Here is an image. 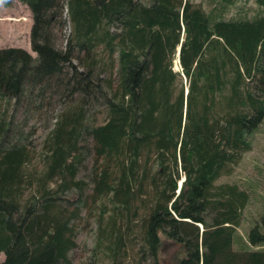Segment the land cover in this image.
I'll return each mask as SVG.
<instances>
[{
	"label": "trees",
	"instance_id": "trees-1",
	"mask_svg": "<svg viewBox=\"0 0 264 264\" xmlns=\"http://www.w3.org/2000/svg\"><path fill=\"white\" fill-rule=\"evenodd\" d=\"M15 1L37 56L0 50V100L24 115L48 93L70 106L41 170L25 121L0 111V264H74L77 222L100 201L96 248L112 264L130 247L161 264V235L179 264H264V214L241 238L250 194L219 183L264 125V0L252 17H228L239 0Z\"/></svg>",
	"mask_w": 264,
	"mask_h": 264
},
{
	"label": "rangeland",
	"instance_id": "rangeland-1",
	"mask_svg": "<svg viewBox=\"0 0 264 264\" xmlns=\"http://www.w3.org/2000/svg\"><path fill=\"white\" fill-rule=\"evenodd\" d=\"M193 1L197 4L202 2V0ZM246 2L239 0L230 9L228 17L239 15L238 10L247 12L250 17L257 14L259 8L255 2L253 0ZM203 7L209 10L207 4L204 3ZM66 13L65 10L64 17L67 19V24L63 29L62 36L59 33L57 34L60 37L59 45L61 44L63 47L66 46L72 34V27ZM30 18L32 19V14L24 4L15 1L12 6L6 7L4 0H0V49L21 48L33 57L37 56L31 48L32 22ZM47 96L48 98L44 101L45 104L43 103L42 108L33 107L28 115H24L25 106L15 111L14 102L7 106L4 100H0V111H7L8 116L15 114L17 124L25 121L24 132L30 137L31 146L35 149V157L30 169L37 167L41 170L43 167L42 161L47 151L45 141L54 127L57 115L70 106V103L67 102L68 99H60L56 96L50 98L49 93ZM90 113L95 124H102L105 121L106 115L102 105L97 106ZM93 165L94 160L89 159L86 164L87 170H91ZM223 182L237 183L250 194V202L244 212L242 226L238 229L241 238H245L249 225L264 214V125L257 132L252 149L243 155L239 163L233 166L231 175L223 176L219 180V183ZM89 204V218L87 212H84L86 215L81 221L77 222L76 241L78 245L71 253L72 259L74 264H112L105 255L104 250L101 251L96 248V232L101 212V201L97 202L96 205L91 202ZM108 210L110 213V206ZM139 213H142V211H139ZM161 236L163 240L160 253L161 264H179V260L184 254L182 246L169 240L164 235ZM4 258V255L1 254L0 263ZM120 264H139L136 247L128 249Z\"/></svg>",
	"mask_w": 264,
	"mask_h": 264
}]
</instances>
